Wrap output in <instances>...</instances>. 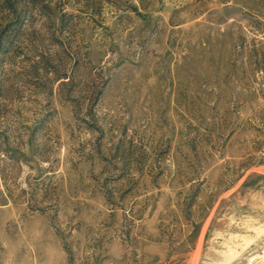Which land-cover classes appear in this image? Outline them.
I'll list each match as a JSON object with an SVG mask.
<instances>
[{
  "label": "rangeland",
  "instance_id": "obj_1",
  "mask_svg": "<svg viewBox=\"0 0 264 264\" xmlns=\"http://www.w3.org/2000/svg\"><path fill=\"white\" fill-rule=\"evenodd\" d=\"M0 264H264V0H0Z\"/></svg>",
  "mask_w": 264,
  "mask_h": 264
}]
</instances>
